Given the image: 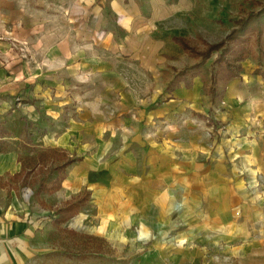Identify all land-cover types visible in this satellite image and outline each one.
<instances>
[{
    "label": "rangeland",
    "instance_id": "374dc122",
    "mask_svg": "<svg viewBox=\"0 0 264 264\" xmlns=\"http://www.w3.org/2000/svg\"><path fill=\"white\" fill-rule=\"evenodd\" d=\"M241 1L185 0L179 12L157 25L162 33L177 32L198 44L215 43L228 33L230 19L237 15ZM103 3V16L113 23L107 0ZM99 24L95 21L90 27L95 29ZM109 28L120 32L112 24ZM152 31L143 29L128 38L126 46H132L134 52H105L100 71L72 77L69 89L75 99L69 105L40 112L50 130L56 127L57 131L64 128L62 116L66 113L78 126L73 140L82 144L86 154H101L97 161L107 170L92 172L88 178L104 191L97 196L101 204L96 206L91 197L75 216L59 228L55 226L54 212L64 206L63 201L45 194L41 202L34 191L40 180L54 177L53 167L62 157H70L71 150L29 146V154L28 146L21 148L19 157L25 169L18 177L0 176V201L5 211L9 189L15 191L22 207H17L16 213L13 210L14 218L27 225L30 222L32 236L0 255V264H264V172L240 174L233 169V163L252 150L264 152V140L253 142L254 147L237 142L240 129L236 131L235 124L231 125L234 119L226 107L212 108L201 90L203 82H209L215 55L203 63L189 91L181 89L179 96L174 90V99L163 101L168 96L164 89L175 72L198 60L168 37L154 39ZM243 66L244 78L250 79L253 62L247 60ZM21 96L17 92L9 98L19 101ZM156 105L160 107L157 115L149 119L145 114L142 119L139 112ZM196 113H209V121L215 125ZM244 119L249 122L255 116ZM166 138L177 155L174 189L162 179L158 185H162V203L149 194L146 208L134 210L144 195L141 177L152 169L146 160L154 153L148 146L151 140ZM165 149L164 143L158 150L161 156L167 155ZM184 154L190 162L183 160ZM167 165L161 164L163 168ZM190 165L191 171L184 172ZM109 168L115 173H108ZM188 173L192 177H186ZM255 181L259 186L250 189ZM148 183L146 180L147 188L152 186ZM233 183L237 196L229 191ZM240 183L247 189H241ZM84 191L82 186L78 197ZM172 202L178 215L168 211ZM226 204L228 209L222 212ZM180 238L187 240L178 245ZM190 240V248L195 250L188 258L183 250Z\"/></svg>",
    "mask_w": 264,
    "mask_h": 264
},
{
    "label": "crops",
    "instance_id": "0c3cea01",
    "mask_svg": "<svg viewBox=\"0 0 264 264\" xmlns=\"http://www.w3.org/2000/svg\"><path fill=\"white\" fill-rule=\"evenodd\" d=\"M103 1L105 0L97 2L95 0H0V128L6 131L0 135V176L11 174L13 177H18L20 175L25 166L22 165L19 153L20 149H25L26 146L39 147L42 150L47 148L71 150L68 158L78 157L65 167V176L58 190L52 193H35L41 182L55 178L54 168L64 162L63 157L53 167L54 177L47 181L42 179L37 183L34 197L41 202H44L42 195L49 194L55 195L56 200H62L65 206L67 201L77 199L78 192L84 186L89 192V198H94L93 200L97 202L96 206H99L102 199L98 205L97 196L104 191L100 190L97 183L88 182V178L92 172L107 170L105 166L100 167L102 163L97 161L100 153L86 154L87 151L82 144L73 140L78 133V126L73 118L65 116V113L62 116L64 128L57 131V128L52 126L54 130H50L41 115L44 114V108L47 109V113H50L49 110L56 109L58 106L65 107L73 102L75 97L69 89L72 77L77 79L90 70L100 71L105 63L103 56L106 53L134 52L132 46L129 44L128 47L126 46L128 38L143 29L147 33L156 30L158 22L171 18L179 12L185 0L171 2L168 0H107L106 6L114 15L113 23L107 16H103L102 9L105 7ZM95 21H99L100 24L98 28L93 29L90 25ZM111 24L120 32L110 29ZM250 76V79H245L243 71L240 78L233 79L227 85L218 108L226 107L230 118L234 119L231 125L235 124L236 131L240 129L237 133L239 136L237 142L254 147L253 142L264 140V78L252 75L251 72ZM102 78L105 80L106 76ZM182 87L174 89L179 92V96L182 93L181 89L189 91L191 88ZM17 92L22 94L19 101L9 98ZM173 94L169 101L174 99ZM159 109V105H156L147 112H139V115H142V119L146 116L150 119L157 115ZM249 115L251 119L255 116V119L247 122L244 118H249ZM241 116H244V120ZM45 117L48 116L45 115ZM24 123L28 126V132H25ZM30 140L32 144L28 143ZM152 141L148 149L151 147L154 157L146 160L152 169L141 177L140 186L143 188L144 195H140L142 197H139L138 205H136L139 209L134 208V210L141 211L144 207L146 208V196L149 194L155 196L156 201L160 198L159 203H162V185L158 186L162 179L168 180L170 189H174L177 171L173 164L177 155H175L172 141H168L167 138L162 139L161 142ZM164 143L167 147L165 151L168 152L167 155L161 156L158 150L164 147ZM31 147L28 148L29 154H32ZM251 152L243 155L239 162L235 161L233 169L240 174L264 172V152L258 153L256 150ZM182 158L184 161H191L185 154ZM162 163H168V167L163 168ZM191 168V165L185 167L184 172L191 171ZM109 171L108 173H115L111 169ZM185 176L192 177L190 173ZM146 180L150 183L148 185H152L151 187L147 188ZM256 185L259 186V182H251L249 188L254 189L252 187ZM232 186V188L229 187V191H233L234 196H237L239 192L236 191L237 186L235 183ZM239 186L241 189L246 188L242 183ZM7 201L8 209L6 208L5 211L0 201V255L12 250V246H20L19 243L23 239L32 236L31 223L27 225L20 218H14L16 216L13 210L16 213L17 207H22L14 190L9 189ZM173 202L169 205L168 211L177 214L178 207H175ZM22 203L26 206L24 202ZM64 206L58 207L57 210ZM224 208L228 209L227 204L223 206L222 212H225ZM186 240L180 238L178 245ZM191 243V240L186 242L187 247L183 250L188 258L194 255L191 252H194L195 247L191 250ZM232 250L235 251L234 248Z\"/></svg>",
    "mask_w": 264,
    "mask_h": 264
},
{
    "label": "trees",
    "instance_id": "16d2710c",
    "mask_svg": "<svg viewBox=\"0 0 264 264\" xmlns=\"http://www.w3.org/2000/svg\"><path fill=\"white\" fill-rule=\"evenodd\" d=\"M241 2L237 15L230 19L231 27L228 33L215 43L198 44L196 40L177 32L162 33L159 26L152 31L154 39L168 37L184 53L198 60L197 63L175 72L173 79L164 89L168 96L163 101L172 97L174 89L180 86L191 87L193 79L200 76L203 63L213 55L215 56L211 61L212 70L209 82H203L202 85V91L209 97L212 108H217L222 101L227 85L233 79L241 77L243 64L247 60H251L254 64L251 74L264 78V0H242ZM212 108H209L210 113ZM195 115L202 120L207 119V121L211 118L209 113H196ZM211 124L215 125L214 121ZM24 127L25 132H28L26 123H24ZM4 133L6 131L0 128V135ZM77 159L76 156L67 158L56 166L54 168L55 178L41 182L35 193H52L58 190L60 182L65 176V167ZM83 193V196L78 197L75 201H67L64 207L55 212L57 215L53 221L55 226L59 228L61 223L75 216L83 208V205L88 204L89 192L84 191Z\"/></svg>",
    "mask_w": 264,
    "mask_h": 264
}]
</instances>
